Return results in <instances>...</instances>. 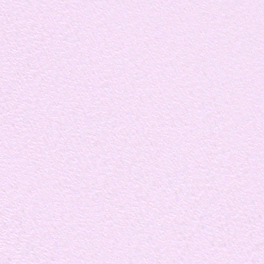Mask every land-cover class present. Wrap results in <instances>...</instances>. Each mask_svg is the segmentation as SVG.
<instances>
[{
    "label": "snow or ice",
    "instance_id": "snow-or-ice-1",
    "mask_svg": "<svg viewBox=\"0 0 264 264\" xmlns=\"http://www.w3.org/2000/svg\"><path fill=\"white\" fill-rule=\"evenodd\" d=\"M0 264H264V0H0Z\"/></svg>",
    "mask_w": 264,
    "mask_h": 264
}]
</instances>
